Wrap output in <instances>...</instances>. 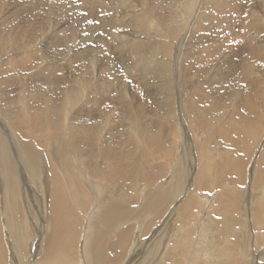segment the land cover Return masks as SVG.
<instances>
[{
    "label": "bare ground",
    "instance_id": "1",
    "mask_svg": "<svg viewBox=\"0 0 264 264\" xmlns=\"http://www.w3.org/2000/svg\"><path fill=\"white\" fill-rule=\"evenodd\" d=\"M14 1L18 2V0H14ZM53 1L55 0H51L50 2L53 3ZM57 1L61 3L58 6L60 10L58 11L56 9L57 11L54 10L51 13L54 14V12L56 11V13H58L59 15L63 11H65L67 14L70 11L69 15L74 16V20H72L73 19L72 17L71 20L73 23L75 22L74 24L75 27L69 29V24L67 25L66 22L63 23L64 24L66 23V26L68 27L67 30H71V33L76 32L79 26L82 25L87 28V30L86 28L85 30L89 34H93V33L96 34L95 33L96 29L92 30L91 27L97 26L98 27L97 31L103 32V35L100 37L104 38L105 37L104 35L106 34L110 35L111 38L110 45L113 47V51L111 50L112 49L111 47L110 50L111 52H113V54L118 55V57L122 58V54L125 51L137 50L140 48V56L141 59L143 60V64L140 67L139 72L143 80H147L150 75L156 73L163 77H166L168 81L169 80L171 81V84L182 85L185 88L190 86L188 89L192 91L194 90V92H196L195 85H198L199 83L202 82L200 81L201 79L199 80V78H201L202 76L212 81V83H209V88L211 92L212 90L215 93L218 92L217 89L215 88L218 87V85H216V82H218L220 79H216L213 83L214 72L217 69V65L214 66L212 65L211 55H209V58L211 56V59H208L209 65L203 63L205 65L204 66L205 73L202 69H200L201 71H203L204 75L203 73H201L199 77L198 76L199 73L196 74V72H194L195 76H198V78H196L198 80L194 79L193 76V79L189 77L190 81H188L187 77L191 74V72L193 73V71L195 70L190 71V74L186 73L185 70L184 71L182 70L183 74H181V66L183 63L182 59L189 58V54L192 53L194 49V45H196L195 43H203V41L206 42L208 41L207 43L210 45V47L212 46V35H211L212 33L210 34V37H208L207 34L204 36L203 35L204 30L202 28H204L207 33L208 32L207 30H210L211 23L213 22V20L216 19L218 20L220 18L221 23L223 22L220 25L224 26V24H226V27L224 26L225 27L224 29L226 31L224 30L223 31L224 34L226 35L225 39L227 43V49L229 51V54L225 56V58H228L227 62H229V65L227 66L228 69L227 72L229 74L230 71H232V66L233 68L236 67L238 69V66L241 65L239 76L242 78L245 77L249 78L251 81H254V84L257 83L256 91L260 93L259 96L262 98L263 101V104L259 105L249 96H244L243 100L245 102V106L249 112L264 111V36L263 39L260 40L257 39V35L261 31H264V0L261 1L257 0L256 3L251 4L250 7H246L247 5L244 6L248 8L246 13L247 17L248 16L251 17V18L248 17L251 21L248 25H246L247 26L246 27L247 29L245 28L246 30L243 28L244 26L240 23L241 19H238L237 16L238 13H236L237 15L235 14V7L238 5V3H240L239 2L240 0H221V1L220 0H176L177 1L176 5H178L177 7L176 6L174 7L173 4L171 5L172 2H175L174 0H154L156 4L157 2H161L159 4H162V6H164L165 4L166 5L169 4L168 5L169 13H172L170 16L168 15L169 19L167 16H166L167 18H165L163 15L162 16L164 18L161 16L160 17L161 19H158L159 15L158 14L156 15L153 12L154 7H151V5H153L154 3L152 0H82V1L80 0L81 2L78 0H74V1L57 0ZM10 2L11 0H0V10L2 11L6 10L7 12L10 11V13H8V15H4L6 17L3 18H7V16L9 17V15L10 16L17 14L20 15L21 13L20 6L22 5L18 4L16 6V11H15L14 10L15 7L13 8V5ZM73 2L75 4H73ZM159 9L162 10L163 8L161 7ZM240 9L241 7L239 8L238 11H241ZM6 11L2 13H5ZM164 11L162 13L161 11L158 13L163 14ZM154 14L156 16H154ZM243 15L245 16V14ZM248 18L247 20H249ZM65 19L69 20L70 18L65 17ZM165 19L168 21V23L166 22ZM2 20L3 19L1 17L0 27L5 22L7 23V21L4 20H3L4 23L1 22ZM39 22L41 21L39 20ZM72 22H70V25H72L71 24ZM232 24L235 25L232 27ZM238 24H241V26H239L241 27L240 31H242L240 36L238 35L239 33L238 27L234 29V27L236 25L238 26ZM34 26L36 27V25ZM53 26L55 27V25ZM59 26L63 28L62 25ZM228 27H231L233 29H228ZM6 28H9L8 25L6 26ZM58 28L57 27L52 28L51 31H56ZM182 29H185V32L182 33V37L186 35L185 33H188L187 35L188 37L187 38L184 37L182 43L184 46V52H182V56H180L181 54L179 53V48H182L183 46L181 47L177 46V43L176 45H174L172 43V40L170 41V39H175L176 41V38L178 39V37H181L178 36V34L179 32H181ZM200 29H202L203 31ZM47 30L49 31V29ZM199 31L200 32L202 31L203 34L196 36V33ZM18 34H21V31ZM42 34L43 35L47 34V31H44V33ZM69 34L70 33H68V35ZM77 34L78 33H76V35ZM142 34H144V39H141L139 37V35ZM38 35L39 34H37V36L34 35L35 36L34 38L36 40L38 39ZM133 36L137 39L138 43H134L132 40L129 39V37H133ZM166 36L170 37V39L166 40L165 38ZM238 36L244 38L243 41L244 45L242 44V42L239 43ZM28 37L30 36H27V38ZM46 37H47L46 39L38 40L37 42L34 39V42L32 44L31 41L25 43L22 41V38L19 39V37L15 38V36L10 35L5 38V41H0V48H2V54H5L3 52L6 51H3V49L8 51L10 50L13 51L14 48L16 50L17 46H19V53H23L24 56L26 57L34 55L32 57L39 59V61L42 63L43 60L41 59L42 57H45L44 54H46L44 52H48L49 49L51 50L54 48V46H51L52 44L51 40L52 39L56 40V38L53 35L48 36L47 34ZM83 37L82 39H84ZM68 38L66 37L65 39L61 38L60 40V42L62 41L61 44H63V41ZM76 38L78 39V36ZM0 40H2V38ZM196 40L199 41L195 42ZM87 41L88 43H90L89 39H87ZM87 41L85 40V43H87ZM103 41L105 42V39H103ZM35 42L36 44H34ZM69 42L70 39L68 43ZM80 42L79 44H81ZM233 42L234 45L238 44V47L236 49L232 47ZM28 43L34 45V47H31L32 50H30L31 48L29 50L28 48L26 49V44ZM83 44L84 43L82 42V45ZM105 44L107 45L108 42H105ZM189 44L190 46L189 48H187ZM213 45L215 47V44ZM63 46L65 47L64 44ZM89 46L90 45H88V47ZM210 47L204 45V47H202L203 50H199L197 52V58H198V53L202 54V51L204 52L208 51L210 54L214 53L215 51L216 52L218 51L214 49L215 51L212 50L211 52L213 46L211 48ZM84 48H85V44H84ZM62 49H60V47H55V50H58V52L59 50ZM233 49L238 52L234 54ZM17 53L18 50L17 52L12 53V56L14 57L15 55H17ZM74 53L69 56L75 55ZM82 54L81 55L84 56V53ZM239 55H241L239 60L242 63L240 62L238 63ZM87 56L84 58L85 60L83 59L85 66L84 71L89 75L87 77L88 81L92 82L94 81L95 76L99 73L97 70L98 69L96 63L97 60L95 57L96 55H93L91 57L89 56L88 58ZM26 57L19 55L18 58H22V60H25L23 62L27 63L29 62V60ZM233 57H235V59H233ZM9 58L10 57H8L7 60H9ZM76 59L78 60L79 58ZM104 59H106V57ZM49 60L50 62H54L52 61L50 56H49ZM70 60H74V58ZM234 61H237V63ZM79 62H81V60ZM55 63L56 62L51 63L50 65H52L53 67ZM108 63L109 61H107V65ZM107 65L104 68H107ZM112 66L115 67L114 65ZM15 67L16 65L14 66L13 70L15 69ZM49 69L50 67L48 65L43 68V70L46 71ZM53 71L54 70L52 69V72ZM55 71L58 72L57 70ZM63 71H65L64 68ZM96 71L98 72L97 74ZM112 71L114 70L112 69ZM112 71H109V73L110 72L112 73ZM177 71L178 73L176 74ZM2 72H5V70L4 68L1 67L0 74H2ZM60 72L62 73V70H60ZM26 73L29 74L28 72ZM75 73L73 74L77 75ZM74 75L70 77L69 80L67 81L65 80L66 82L63 80V83L65 82L64 83L65 88L61 89V92H64L61 96L62 106L63 105L65 107L70 106L74 102V98L78 96V91L76 90V86L81 79L77 78L78 75L77 77H74ZM112 75L114 76L113 73ZM184 75L187 77H185ZM20 76L23 78L22 75ZM233 78L231 80H233ZM4 79L6 83L5 86L3 87L7 88L9 87V85L12 86L13 84L12 82H14L17 78L16 76L15 77L11 76V77H6ZM96 80L99 81L97 78ZM40 81L38 80V82ZM113 81H112V85H113ZM168 81H165L156 86H152L149 97L141 96V98L137 100L131 99L129 97V93L127 89L128 86L123 87V84H120V87L123 88L119 93L118 101L121 104V109L124 114V120L121 126L118 127V129H116L115 131L112 128L110 130L109 128L105 130L107 120L104 119V122H102L101 120L95 127V132L97 137L93 140V142L90 141L85 145L79 143H72L69 141H61V142L51 141L48 137H44L42 139V143L36 142L35 138H32L30 140L24 139L23 141L21 140V137L18 138L16 136L17 134H15L16 133L15 130L12 129L14 127L12 128L10 127L12 125L7 123L9 125L7 126L11 128L8 129L7 126L3 124L4 123L2 119L3 115L2 113L0 114V203L2 210L1 218L5 228L4 238L3 240H1V243L5 251V264H40L41 262L44 261L45 258L43 251L44 233L48 228H50L51 222L53 221V216L52 213L50 214L51 210L49 209V207L53 209L54 205L56 204V198L52 189L45 187L44 185H42V183L48 180L49 162L55 161L54 160L56 158L55 155H57V162H59L64 169L68 168L70 171L76 172V176H73L76 177V185L73 188L74 199L79 203L80 206H82L83 210L89 209L93 211L90 220L84 223L83 229L81 224L80 226L77 225L76 217H72L71 215L66 216L67 237L77 236L78 240L76 241L71 239L65 240L64 251H61L57 254L58 264H123V263L124 264H264V187H260L258 189L254 187V190L252 189L253 183L258 176L259 168H264V145H263L264 114L253 116L250 119V125L248 127H244L242 130L239 131L240 136L238 138L241 140L240 144L244 146L245 148L244 150L250 149L252 147L251 143H255V145H253V150L249 156V159L254 152L261 158V161H254L253 159L252 163L250 162L251 165L250 167L248 166L247 168L248 180L245 179L246 182H244V178L242 177L243 182H240L241 184L238 182L239 184L236 187H234V190H231L232 189L231 185L229 186L231 182L227 183L224 181L221 185H218L215 188L211 187L214 186L215 183L219 182V179L221 178L218 175L221 174L222 176V172L225 171L229 166L231 167L232 170H230V172L228 171V174L231 176L232 173L236 172V177L238 179L240 178L238 176H242L239 170L240 167H245V166H243V164L240 163L241 160L240 157L234 158L230 154L229 150L227 151L225 149H218L216 151L214 150L199 151L197 152V156L198 154L200 156L198 159H195L194 155L192 156V154L189 152L190 150H193L192 144L194 143L195 138L198 137L201 138L199 134V130H196L195 127L197 125H200L202 119L200 121H197L194 116L192 120L191 115L194 113H200V116L203 118L204 117L203 113L205 114L211 113V110L209 109V107L206 108L203 107L198 110L197 105L199 103L197 102L198 104H196L197 100L193 96L192 97L195 100L192 98L193 99L192 101H186L180 98H175L171 84ZM207 81L202 82V84L204 85L208 83ZM230 81H228V85L226 86V89L223 91V94L218 95V97H216L217 100H220V102H222L221 106L219 107V110H221L222 107L225 109H229L230 107L228 108L227 105L236 102L239 98L240 92L244 91L245 88L247 87L245 83H243V85L242 84L239 85L238 83L237 86L236 85L234 86L230 83ZM38 82L37 85H39ZM15 83L17 84V86L16 85L15 86L18 88L20 87L22 90L26 88L25 87L26 85L20 82H15ZM0 84L2 85V82H0ZM1 85L0 87H2ZM22 85H24V87ZM206 85H204V88H207ZM94 86L95 85H93V88ZM201 86L202 85H200V87ZM45 87L49 88L48 86ZM117 87H118V83H117ZM22 90L20 91L22 92ZM57 90L58 88H56V91ZM95 90L96 88L94 89V91ZM3 92H2V96L4 95ZM24 93L21 95L26 96ZM6 96L8 97L9 94ZM7 97L4 98L7 99ZM7 102L5 101V104L4 102L0 103V105L2 104L7 105L6 104ZM12 102L15 105L18 104L19 107L21 105H24L23 102L21 103L19 99L16 100L14 98ZM176 105L178 107L177 110L179 115L178 116L176 114L177 116L176 118L178 119L174 117L175 114H172L174 112V108L176 107ZM25 107L26 106H24L23 108L20 107L21 109L16 108V110L13 109V111L12 108L11 110L8 109L10 113H8L7 111H3L4 107L2 111L1 109L0 111L7 112L8 115L14 113L18 118L20 117L21 120L27 122L29 121L30 118L28 115L29 113L28 112L26 113L24 111ZM237 107L238 105H236L234 108L232 107L233 108L232 110L235 109L234 114L231 117L232 121L230 120L226 124H224V126H222V130L225 132L224 135L227 136L228 138H230V136L232 135V131H236L238 127L237 124L238 122L236 123V121H234V120L238 121ZM5 108H6L5 110H7V107ZM148 108H150V110H147ZM94 111L97 112L96 110ZM87 112H90V110ZM144 113H147L146 119L144 118L145 115ZM174 113H176V111ZM171 115L176 119V121L178 120L177 124L168 122L169 120L167 119L170 118ZM244 115L246 116V114ZM220 117L221 114L220 115L215 114L214 117H210L209 123L216 122L217 120L220 119ZM5 119H7L8 122H10L11 120V118L8 119V117ZM162 120H165V122H161ZM51 123L55 126L59 125V130H64L65 122L62 119L60 120L58 118H52ZM73 125L77 127L78 130L83 132L92 128L93 120L89 121L83 119L81 122L74 120ZM185 125H187L189 129H191V125H192V130H194L193 131L194 139L191 140L192 144L188 141V139H185L186 147L184 142L181 150L180 142L182 140V135L183 136L185 135ZM101 130L107 131V133H104L102 140L98 143L97 138ZM258 134L259 136L257 137ZM166 136H169L168 138L169 140H167ZM55 139L56 140L58 139V134L55 135ZM164 142H166L165 147L162 146ZM157 143H159V145ZM189 143L191 147L189 146ZM203 145H205V143H198L195 147L200 148ZM257 145L259 146L257 147ZM135 148H141V150L136 152L134 151ZM145 148L147 152L144 151ZM174 151H176L177 153H174ZM240 151H242V149H238V153ZM153 157H156L158 159H163L162 160L163 162L158 160L159 164L160 162L165 164L167 170V171L163 170L165 168L163 167V165H162L163 169L159 170L161 179L163 178L162 176L166 177L164 185H160L158 183L159 201L160 202L167 201L168 200L167 196H169L170 202L168 205H166L163 208L162 213L158 215L157 213H155L153 218L151 217V222L148 223L147 225H143V230L145 231V233L142 234L141 236H145V235L147 236L148 233L149 236L146 238L147 239L146 241L142 240L141 239L142 237L140 236V241L138 242V246L133 247L132 254H133V258L135 259V262L131 263V260L125 257V254L122 250H120L119 254H114L112 257H110L108 255V252L112 250L111 246L108 244V242L101 241L102 237L100 235L103 230L99 228V225L95 227L96 221L98 222L102 221L103 224L104 223L107 224L108 226L112 227L114 230L118 226V223L125 224L128 221V219H126V217H128L126 216L128 214L127 201H133L134 197H138L141 200L142 193L144 192L145 186L147 185L146 183L145 185H143L142 188V185L140 183V178H138L139 177L138 170L140 169V167H142L143 162H146L148 161V159L150 158L152 159ZM189 157H190V163H188ZM97 158H99V160H96ZM156 158H154L153 160H155ZM249 159L246 160L245 162L246 164L247 163L249 164L248 161ZM141 160H143V162H141ZM86 161H94L96 163L88 165ZM139 162H141L140 167H139L140 164ZM129 163L135 167L134 175L128 178L124 177L122 181L113 177L114 169H124L125 164H129ZM196 163L198 165H196ZM146 164L148 163H145L144 165ZM167 165H168V169H167ZM245 171H246V167H245ZM187 176H190V179L188 180V185L184 188L182 185H180L177 182L180 181L183 177L184 179L187 178ZM155 177L156 174L154 176V179ZM233 181H235V179ZM248 181L250 182V186H251L250 198H248L250 204H248V207H245L242 203V208H241L240 201L238 200V198L236 199L235 195H237V193L239 192L238 196H240L242 192L246 191V189H242V186H244V188H247ZM234 183L237 182L235 181ZM245 183L246 185H244ZM261 183H264V178ZM178 185H180V191H179L180 195L179 193H177ZM208 186L211 187L210 190ZM183 188L185 192L184 197L181 195V190ZM213 188L218 192L217 193L214 192L212 190ZM126 190L128 191V193L125 196ZM237 190L238 192L234 194V192ZM208 191L210 192L213 191V192L211 194H208ZM16 193H18L19 198L22 199L21 201L24 207L21 208L23 210V214L20 208H16L17 202L16 201L15 203L13 202L12 195ZM157 200L158 199H149L147 203L143 205V210L145 211L155 210V203L159 202ZM262 201H263L262 206L256 205V202H262ZM166 210L168 211L166 212ZM198 210H201L198 213V218L196 217L194 219L192 217V214ZM17 211L22 215L24 219V224H21L17 215ZM132 211L133 209H131L129 213L130 218L134 217V215H132ZM219 211L222 212L223 215L225 216L226 214H229V217H227L228 219L225 220L224 218V220L223 219L216 220L213 216H217L216 218H218L219 217L218 215H220ZM240 211L242 215V223L246 224L250 222V224H253V221H255L257 223L256 230L255 228L251 229L248 233L246 227H241L239 229L240 231H238L236 225L238 224L239 221ZM243 211H245V214ZM161 219H163L162 222ZM191 221H192L191 230H188L185 226L181 225L184 222L191 223ZM154 222L156 223L154 224ZM139 224L140 221H135L132 227L127 229V233L129 236H132L135 232H137ZM161 225L164 228L162 234L159 236L158 240L154 241L153 238L155 234L161 231V227H160ZM43 228H45L44 231ZM51 235H53V233ZM150 239L153 240L152 241L153 245H150L148 243ZM25 240L28 241L27 246H25L26 244L24 245ZM116 259H118V261H116ZM46 264H53V261H49Z\"/></svg>",
    "mask_w": 264,
    "mask_h": 264
},
{
    "label": "rangeland",
    "instance_id": "2",
    "mask_svg": "<svg viewBox=\"0 0 264 264\" xmlns=\"http://www.w3.org/2000/svg\"><path fill=\"white\" fill-rule=\"evenodd\" d=\"M33 1H35V2H33ZM47 1L50 2L51 0H32V1L31 0H28V2H27V0H18V2L17 1H14V0H11L10 3L13 5V8L15 7L14 8L15 11H16V6L18 4L19 5L21 4L24 8L22 6H20L21 7L20 8V11H21L20 15L19 14H17V15H11V16L9 15V17L7 16V18H3V17H6L4 15H8V13H10V11L7 12L6 10H3V11L0 10V19L2 17V19L4 21H7V23L6 22L4 23L3 20L1 21V22L4 23L3 24L4 26L2 25L0 27V29L1 28L3 29V30L1 29V31H3V32L0 31L1 32L0 33V39L2 38V40H0V41H5V38L8 37V36H10V35L11 36H15V38L16 37H19V39L22 38V41L25 42V43H27L28 41H31L32 44H33L34 39H35L34 37L37 36V34H39V35H38V39L37 40L35 39L36 42L38 40L46 39L47 38L46 37L47 34H48V36L53 35L56 38V40H53V39L51 40L52 41L51 42L52 43L51 46H54V48L51 49V50L49 49L50 51L48 50V52H44V53H46V54H44L45 57H42V59L40 58L41 60H43L42 63L39 61V59H36V58L32 57L34 55H31L29 57H26V56H24L23 53H19V46H17V49L16 50H15V48H14L13 51L10 50L11 53H10V51L3 49V51H6L7 52V53L6 52H3L5 54H2V48H0V56H2V57H0V64L2 66L1 65L0 66L2 68H4V70H5V72H2V74H0V80H3V81H0V82H2V85L1 84L0 85L2 87L5 86V83L6 82H5V79L4 78H6V77H11V76L12 77H15L16 76V78H17L14 82H12L13 83L12 86L9 85V87H7V88L6 87H3L4 89L2 87H0V91H1L0 92V103H3L4 102V104H5V101L6 102L8 101L6 103L8 106L2 104V105H0V109L2 111V109L4 107V110L3 111H7L8 113H10L9 110H11V108H12V111H13V109H15V110H16V108L21 109L24 106H26L24 108V111L26 113L27 112L29 113L28 115H29V118H30L29 121L26 122L24 120H21L20 117L18 118L14 113H11V115L10 114L8 115L7 112H1L0 111V114L2 113V115L4 116V117L2 116V119H3V122H4V123L3 122L2 123L5 126L8 125L7 123H9L10 125H12L10 127L11 128L14 127L12 129L15 130V132H16L15 134H17L16 136L18 138L21 137V140H23V141H24V139L30 140L32 138H35L36 142L42 143V139L44 137H48L51 141H57V142L69 141V142H72V143H79V144H84L85 145V144H87L90 141L93 142V140L97 137L96 132H95V127H96V125L101 120H102V122H104V119L107 120V123H106V126H105V130L108 129V128L110 130L112 128L115 131L116 129H118V127L121 126V124H122V122L124 120V114H123V111L121 109V104L118 101V96H119V93H120V91H121V89L123 87L128 86L127 89H128L129 97L131 99L137 100V99H140L141 96L142 97H149L150 90H151L152 86L159 85V84H161V83H163L165 81H168V79L166 77H163V76L155 73V74L150 75L147 80H143L141 78V75H140V72H139V69H140V67L143 64V60L141 59V56H140V48L137 49V50L125 51L122 54V58L118 57V55L113 54V52H111V50L113 51V47L110 45L111 44L110 35L106 34V35H104L105 36L104 38L100 37V36L103 35V32L102 31H97V29H98L97 26H92L91 27L92 30H95L96 29V31H95L96 34H94V33L93 34H89L88 32H86L87 28L84 27V26H82V25L79 26V28L81 30L78 28V25H77V28H78L77 31L78 32L76 31V32L71 33V30H67L68 27L66 26V23H67V25L69 24V29L74 28L75 27L74 26L75 22L74 23L72 22V20H74V16L73 15H69L70 14V11L68 12V14L65 11H63V12L60 11L63 14L60 13L61 16H60V14L58 15V13H56V11L57 10L58 11L60 10V8H58V6L61 3H59L57 0L53 1V3L52 2L48 3ZM72 1H74V0H72ZM78 1H80V0H78ZM152 1L154 3H153V5H151V7H154L153 12L156 15L157 14L159 15L158 16L159 17L158 19H161L160 17L162 15L165 18L168 17V19H169V16L172 14V13H169V8H168V5L169 4H167V5L165 4L166 6L164 5L165 6L164 7V6H162V4H159L161 2H157V4H156V2L154 0H152ZM174 1L175 2H172L171 5L173 4L174 7L175 6L177 7L178 6V5H176L177 4V1L176 0H174ZM256 1L257 0H240L239 1L240 3H238V5L235 7V14L238 13V15L237 14L236 15L238 16V19H241V22L240 23L244 26L243 27L244 29L247 27L246 25H248L250 23V21H251L249 19L251 17H249V16H248L249 18L247 17V14L246 13H247L248 8H246V7H250L251 4H255ZM23 2H25V3H23ZM165 3H166V1H165ZM73 4H75V3L73 2ZM156 5H158L160 7H158ZM30 6H31V8H30ZM244 6H246V7H244ZM161 7L163 8L162 10L159 9ZM240 7H241V9H240L241 11H238ZM242 7H243V9L244 8L245 9L243 10ZM155 8H156V10H155ZM164 9H165V11H164ZM30 10H32V11H30ZM54 10H56L54 12V14L51 13ZM1 11L2 12L6 11V12L5 13H2ZM160 11H161V13L164 11V13H166V14H164V13L163 14L158 13ZM43 12H45V13H43ZM99 14H101V13H99ZM155 14H154V16H156ZM243 14H245V16ZM20 16H22V17H20ZM39 16H40V18L41 17L42 18L40 19ZM65 17H69L70 18L69 20H70V22H72L71 23L72 25H70L69 20L68 19H65ZM71 17L73 18L72 20H71ZM13 18H14V20H13ZM247 18L249 20H247ZM39 20L41 22H39ZM216 20H213V22L211 23L210 30H207L208 31L207 33H206L205 29L202 28L204 30V34L202 32L203 30L200 29L202 31L201 32L200 31L197 32L196 33V36H199V35H202V34L205 36L207 34L208 37H210V34L212 33L211 35H212V46L213 47L211 46L212 47L211 52L214 49L215 50H218V51L216 52L214 50L215 52L214 53H211V54L208 51L207 52L206 51L205 52L202 51V54H199L198 53V58H197V52L199 50H203L202 47H204V45H207L209 47H210V45L207 43L208 41L207 42L206 41H203V43H195L196 45H194V49L192 51L193 54L190 53L189 54V58H187V59L183 58L182 59V62L183 63H182V66H181V74H183L182 73V70L183 71L185 70V72L186 73H189V74H190V71L195 70V71H193V73L191 72L192 75L190 74L188 77L185 76V75L184 76L188 78V81H190V78L193 79V76H194V79L198 78V76L201 73H203V71H204V66L205 65L203 63H206V65H209L208 59H211V56H212V59H211L212 65L213 66L214 65H217V69L215 68L216 70L214 72L213 83H214V81L216 79H220L218 81L220 83L216 82V85H218V87L215 88V89H217L218 92L215 93L213 90L211 92V90L209 88V83H212V81H210V79L208 80L206 77H203V76L201 78H199V80L201 79L200 81H202V82L208 80L207 81L208 83H206L207 85L204 84V85H206L207 88H204V85L201 82L198 85H195V91L196 92H194V90L192 91V90L188 89L190 86H188L187 88H185L182 85L171 84V81L170 80L168 82H170V84H171L172 91H173V93L175 95V98H180V99L186 100V101H192L195 98L197 100L196 101V104H198V103L200 104V105L199 104L197 105L198 110L201 109V108H203V107L204 108L209 107V109L211 110V113H207V114L203 113L204 114V117L203 118L200 116V113H194V114L191 115L192 120H193V117L194 116H195V118H196L197 121H200L202 119V122L200 123V125H197L195 127L196 130H199V134H200L201 138H199V137L198 138H195L194 143L192 144L191 143V140L194 139V135H193V131L194 130H192V125H191V129H189V127H187V125H185V135L184 136L182 135V140L180 142L181 150H182V145L184 144V142H185V147H186V140L185 139H188V141L193 145V147H192L193 150H190L189 152L192 154V156L194 155L195 159H198L200 157L199 154L197 156V152H199V151H206V150L207 151H210V150L211 151L212 150L216 151L218 149H225L227 151L229 150L230 154L234 158L235 157L236 158L240 157L241 158L240 163L243 164V166L246 167V171H245V167H240V169H239L240 172H241V174H242V176H238V177H240L238 179L236 177V172L232 173V175L230 176L228 174V171L230 172V170H232V169L229 166L225 171L222 172V176L224 175L223 177H225V178H223L221 176V174H219L218 176H220L221 179H219V182L217 181L218 183H215L214 186H211V187H214L215 188L218 185H221L223 183V181L224 182H227V183L228 182H231L229 184V186L231 185L232 186V189L231 190H234V187H236L240 182H243V180H242L243 178H244V182H246L245 179L248 180V178H247V168H248V166L250 167L253 159H254V161H261L260 156H258L255 152H254L255 154L253 153V155H251V157L249 159V156H250V154H251V152L253 150V145H255V143H251V146L252 147L250 149L244 150L245 148H244V146L242 144H240L241 143L240 142L241 140L238 137L240 136L239 131L242 130L244 127H248L250 125V119L253 116H256V115H260V114L263 115L264 114V111H261V112H249L248 109L245 106V102L243 100V97L244 96H249L252 100H254L259 105H262L263 104V101H262V98L259 96L260 93H258L256 91L257 90L256 89L257 83L254 84V81H251L249 78H246V77L245 78H242V77L239 76L240 75V69H241L240 66L241 65L238 66V69L236 67L233 68V66H232V71H230V73L228 74V72H227V70H228L227 69V66L229 65V62H227L228 58H225V56L229 54V51L227 49V43H226V39H225L226 35L224 34V31H226L224 29L226 27V24H224V26H225L224 27L223 25H220V24L223 23V22L221 23V21H220L221 19L220 18L217 21ZM63 22H66V23L64 24ZM166 22L168 23L167 20H166ZM96 23H98V22H96ZM58 24L59 25H62L63 28H61ZM241 24H238V26L236 25L234 27V29H236V27H238V31H239L238 35L239 36L242 33V31H240L241 30V27H239V26H241ZM7 25H8L9 28H6ZM34 25H36V27ZM53 25H55V27ZM234 25L235 24H232V27ZM56 27L57 28L59 27V28L56 31H51L52 28H56ZM32 28H33V30H32ZM46 28L49 29V31ZM85 28H86V30H85ZM11 29H12V31H11ZM40 29H42V30H40ZM220 29H221L222 32L220 31ZM228 29H233V28L228 27ZM25 30H26V33H25ZM15 31H16V33H15ZM20 31H21V34H18ZM44 31H47V34H44L45 37L42 34V33H44ZM119 31H120V29H119ZM9 32H11V33H9ZM40 32H42V33H40ZM101 32H102V34H101ZM183 32H185V29H182L181 32H179L178 36H181V37L176 36V37H178V39L176 38V41H175V39H170V37H167L168 35L165 38H166V40H169V39H170V41L172 40V43L174 45H176V43H177V46H180L181 47V46H183L182 43H183L184 37L185 38L188 37L187 36L188 33H185L186 35L184 37H182V33ZM228 32H229V30H228ZM32 33H33V35H32ZM68 33H70L72 35H70V34L68 35ZM76 33H78V34L76 35ZM80 33L81 34L83 33V34L81 35ZM84 33H86V34H84ZM98 33H100V34H98ZM220 33L222 34V36H221ZM93 35H95V36H93ZM27 36H30L31 38L30 37L27 38ZM77 36H78V39L76 38ZM239 36H238L239 43L242 42V44H243L244 43L243 42L244 41V38L239 37ZM263 36H264V31H261L257 35V39H259V40L260 39H263ZM60 37L61 38H64V39H65V37L68 38V39H66V40L63 41V44L65 45V47L63 46V44H61L62 41L60 42V40H61ZM82 37L84 39H82ZM94 37H96L97 40ZM139 37L141 39H144V34L139 35ZM85 38L89 39V42L90 43H88L87 39H85ZM69 39H70V42H72V43H70V42L68 43ZM103 39H105V42H108L107 45L105 44V42L103 41ZM129 39L132 40L134 43H138L137 39L134 36L133 37H129ZM202 39H204V38H202ZM85 40L87 41L88 44L85 43ZM198 41L196 40L195 42H198ZM36 42L34 44H36ZM76 42H77V44L79 46L76 44ZM79 42L81 44H79ZM82 42L85 44V48H84V44L82 45ZM178 43H179V45H178ZM32 44L31 43L26 44V49L28 48V50H29L31 47H34V45H32ZM103 44H105V45H103ZM213 44H215V47H214ZM88 45H90V46L88 47ZM2 46H4V45H2ZM61 46L63 47V49H62ZM103 46H105V47H103ZM189 46H190V44L188 45L187 48H189ZM55 47H60V49H62V50H59V52H58V50H55ZM232 47L234 49H236L238 47V44L237 45H234V42H233L232 43ZM234 49H233V53L235 54L238 51H236ZM17 50H18V53H19V54L17 53L18 56L15 55L13 57L12 56V53L17 52ZM30 50H32V48ZM73 50H75V51H73ZM88 50H90V51H88ZM100 51H102V52H100ZM54 52H55V54H54ZM74 52H76V53H74ZM182 52H184V46L182 48H179V53L181 54L180 56H182ZM57 53H59L60 55L57 54ZM73 53L75 55L69 56V55H72ZM82 53H84V56H82L83 55ZM91 53H93V54H91ZM47 54L51 57L52 61L56 62L55 65H56V68L57 69L55 68V65H53V67H52V65H50L51 63H54V62H50L49 56ZM76 54H77V56H76ZM243 54H244V52H243ZM19 55L20 56H23V57H26L29 60V62H27V63L26 62H23L25 60H22V58H18ZM87 55H89L90 57L93 56V55H96L95 57H96V60H97L96 63H97V67H98L97 70L101 74H99L96 71V74L97 73L98 74L94 78V81L95 82L94 81L89 82L88 81V78H87L89 75L84 71L85 70V66H84V60L85 59L84 58ZM209 55H211L210 58H209ZM89 56H87V58ZM206 56H208V57H206ZM240 56L241 55L238 56V63L240 62V60H239ZM8 57H10L9 60H7ZM55 57H56V59H55ZM105 57H106V59H104ZM64 58H65V60H64ZM68 58H70V59L74 58V60H70ZM76 58H79L78 60L79 61L81 60V62H79ZM233 59H235V57H233ZM56 60H58V61H56ZM36 61H37V64H36ZM75 61H77V62H75ZM107 61H109L108 65H107ZM65 62L68 63V64H66ZM226 62H227V64H226ZM234 62L237 63V61H234ZM240 63H242V62H240ZM14 64L16 65V67L13 70V68L15 66ZM43 64L44 65L47 64L50 67V69L47 70V71L46 70H43V68L47 66V65L44 66ZM77 64H79V65H77ZM65 65H66V67H65ZM106 65H107V68H104V67H106ZM112 65H114L115 67H113ZM38 67H40V68H38ZM51 67L54 70L53 72H55V73L52 72ZM72 67H74V68H72ZM63 68H64L65 71H63ZM37 69H39V70H37ZM112 69L114 71H112ZM200 69H202L203 71H201ZM208 69H210V68H208ZM35 70H36V72H35ZM55 70H57L58 72H56ZM60 70H62V73L60 72ZM109 71H112V73L114 74V76L112 75L111 72L109 73ZM26 72H28L29 74H27ZM75 72H78V73H75ZM194 72H196V74L199 73L198 76H195V73ZM73 73L77 74L78 77H77V75H74ZM177 73H178V71L176 72V74ZM204 73H205V71H204ZM204 73H203V75H204ZM18 74L22 75L23 78L20 75H18ZM73 75H74V77H77V78L81 79L80 82L76 86V90L78 91V96L74 98V102L70 106L65 107L64 105L63 106L61 105V98H62L61 96L64 93V92H61V89L65 88L64 83L67 80H69V78L72 77ZM79 75H80V77H79ZM208 75H209V73H208ZM115 76L117 77L118 80L116 79ZM48 77H50V78H48ZM96 78L99 81H97ZM232 78H233V80H231ZM235 79H237V80H235ZM38 80L39 81L41 80L40 81L41 83L38 82ZM63 80L64 81L66 80V81L63 83ZM111 80L112 81L114 80L113 81V85H112V81ZM116 80H117V82H116ZM196 80H198V79H196ZM228 81H230V83L232 85H234V86L235 85L237 86L238 83H239V85L240 84L243 85V83H245L247 87L245 88L244 91H241L240 92L239 98H238V100L236 102H233L232 104L227 105L228 108L230 107L229 109H225V108L222 107V109L219 110V107L221 106V103L222 102H220V100H217L216 97H218V95H222L223 94V91L226 89V86L228 85ZM15 82H20V83L26 85L25 87L27 89L25 88L24 90H22L20 87L19 88L16 87L17 84ZM28 82H30V83H28ZM37 82H38L39 85H37ZM51 83H53L54 85L51 84ZM117 83H118V87H117ZM35 84L37 85V87H36ZM120 84H123V87H120ZM24 85H22V86L24 87ZM33 85H35V86H33ZM93 85H95L94 88H93ZM200 85H202V86L200 87ZM45 86H48L49 88H47ZM109 87H111V88H109ZM41 88L42 89L45 88V89H43V91H42ZM56 88H58L57 91H56ZM95 88H96V90L94 91ZM28 89H29V91H28ZM50 89H51V91H50ZM20 90H22L23 93L26 92L24 94L27 97L24 96V95L22 96L21 94H23V93ZM66 90H67V88H66ZM66 90H64V91H66ZM45 91H47V92H45ZM2 92H3L4 95H5V93H6V95L9 94V96L8 97L6 95L5 96L4 95L2 96ZM11 92H12V95H11ZM4 97H7V99L4 98ZM42 97H44V98H42ZM1 98H2V100H1ZM14 98L16 100L19 99L21 101V103L23 102L24 105H21L20 106L21 108L18 106V104L15 105L12 102V100ZM42 99H43V101H42ZM3 100H5V101H3ZM43 102H44V104H43ZM236 105H238V107H237V110H238V121L237 120H234V121H236V123L238 122L237 123L238 124V127H237L236 131H232V135L230 136V138H228L227 136L224 135L225 132L222 130V126H224V124H226L228 121L231 120V117L234 114V110H235V109L234 110H232V109ZM44 106H47V107H44ZM5 107H7V110H5L6 109ZM177 109H178V107L176 105V107L174 108V112L176 111V113H174V112L172 113V114H175L174 115L175 118L177 117L176 114L178 115V110ZM89 110H90V112H87ZM94 110H96L97 112H95ZM147 110H150V108H148ZM72 112H74V113H72ZM214 112H216V113H214ZM222 112H223V114H222ZM243 113L246 114V116ZM144 114H145L144 115V118L146 119L147 118V113H144ZM215 114H218V115L221 114L220 119L217 120L214 123H209L210 117H214ZM88 115L89 116L92 115V116H90L91 118ZM7 117H8V119L11 118L10 122H8V120L5 119ZM172 117L173 116L171 115V117L167 119V120H169L168 122H172V123H176L177 124L178 120L176 121V119H178V118L175 119L173 117L175 119L174 120ZM52 118H58L60 120L62 119L65 122L64 130H59V125H57V126L53 125L51 123V119ZM83 119H86V120H89V121H92L93 120V126L89 130H86V131L81 132L73 124H74V120L75 121H78V122H81ZM5 121H6V124H5ZM161 122H165V120H162ZM8 126H7V128L8 129H11ZM104 133H107V131H102L101 130V132L98 134V138H97L98 143L102 140ZM56 134H58V139L57 140L55 139V135ZM258 136H259V134L257 135V137ZM166 137H167V140H169L168 139L169 136H166ZM257 137H256V139H257ZM165 143L166 142H164V144L162 145L163 147L166 146ZM190 143H189V146H190ZM198 143H205V145H203L200 148H197L195 146ZM146 144H148V143H146ZM157 144L159 145V143H157ZM263 145H264V143H263ZM258 146L259 145H257V147ZM146 148L144 149L145 152H147L146 151ZM214 148H216V149H214ZM238 149H242V151L239 152L240 154L238 153ZM140 150H141V148H135L134 149V151H136V152H138ZM183 151H184V149H183ZM174 153H177V152L174 151ZM236 153H237V155H236ZM201 154H202V152H201ZM254 156H255V158H254ZM55 157L56 158L54 159L55 160L54 162L53 161H50L49 162V175H48V180L46 182L42 183V185H44L45 187H48V188L52 189V191L54 192L55 198H56V204L54 205L53 209L49 207V209L51 210L50 214L52 213V216H53V221L51 222L50 228H48L45 231V233H44L43 251H44L45 258H44V261L41 262L40 264H46L49 261H53V264H58L57 254L59 252H61V251H64V242H65V240H67V239H71V240H74V241L78 240V237L77 236L67 237V232H66L67 231L66 230V216L67 215H71L72 217H76V219H77V225L80 226V224H81L82 229H83L84 223L86 221L90 220L91 214L93 212V211H91L89 209H84L83 210L82 206H80L79 203L74 199L73 188L76 185V177H73V176H76V172L75 171H70L68 168H65L64 169L61 166V164L59 162H57V155H55ZM154 158H156V157H153L152 159L150 158L146 162H143V160H141V162H143L142 167H140L141 166V162H139L140 163L139 164L140 169L138 170V174H139V177L138 178H140V183L142 185V188H143V185H145L146 183H147V185L145 186L144 192L142 193V199L141 200L138 197H134L133 201H127L128 214L126 216H128V217H126V219H128V221L125 224H119L118 223V226L116 227L115 230L112 227L108 226L107 224H105V223L103 224L102 221H99V222L96 221L95 227L97 225H99V228L103 230L102 233H101V235H100L102 237V240L101 241L102 242H108V244L111 246V249L112 250H110L108 252V255L110 257H112L114 254H119L120 253V250H122L124 252V254H125V257L126 258H129L131 260V263L132 262H135V259L133 258V254H132V249H133V247L138 246V242L140 241V236L145 233V231L143 230V225H147L148 223H150L151 222V217L153 218V216L155 215V213H157V215L160 214V213H162L163 208L166 205H168L169 202H170L169 201V199H170L169 196H167V199H168L167 201H164V202H160L159 201V196H158V194H159L158 183L160 185H164L165 179H166V177H164V176H162L163 178L161 179L159 170L160 169H163V167H165L163 170H166V165L163 164V163H161V162H163L162 161L163 159L156 158L155 160H157V161H155V160H153ZM247 159H249L248 160L249 161V164L248 163L247 164L245 163ZM96 160H99V158H97ZM152 160H153V162H152ZM158 160L161 161L160 164H159V161ZM86 163L88 165H90V164H95L96 162H94V161H86ZM145 163H148V164L144 165ZM188 163H190V157L188 159ZM162 165H163V167H162ZM196 165H198V164L196 163ZM167 169H168V165H167ZM134 174H135V167L132 164H130V163L129 164H125V168L124 169H114V171H113V177L116 178V179H119L121 181H122V179L124 177H127L128 178V177H131ZM155 174H156V177L154 179ZM225 175H227V176H225ZM138 178H136V179H138ZM263 178H264V168H259V170H258V176H257V178L254 181L253 186H252V189L253 190H254V187L257 188V189L260 188V187H264V183H261L263 181ZM189 179H190V176H187V178H185V179L183 177L177 183H179L180 185H182L185 188L188 185V180ZM234 179H235V181L237 183H234L235 182V181H233ZM180 185H178L177 193H179V191H180ZM244 185H246V183ZM211 187L208 186L209 190H210ZM250 187H251L250 186V182L248 181L247 188H244V186H242V189H246V191L245 192H242L240 194V196H238V193H239L238 190L234 192V194H236L238 192L237 195H235V197H236V199L238 198V200L240 201L241 208H242V203H243V205L245 207H248V204H250V202L248 201V198H250V193H251L250 192ZM184 188L181 190V195L183 197L185 196ZM214 188L212 190L217 193L218 191H216ZM213 191H211V192L208 191V194H211ZM127 193H128V191L126 190L125 191V196H126ZM154 194H155V196H154ZM14 195H12V198H13V202L14 203H15V201L17 202L16 208H20L22 210L21 207H24L23 204H22V201H21L22 199L19 198V194L18 193L14 194ZM179 195H180V193H179ZM15 197H16V200H15ZM242 198H243V200H242ZM149 199H158L157 201H159V202H156L155 203V210L145 211V210H143V205L145 203H147V201ZM262 203H263V201L262 202H256V205L257 206H262ZM46 208H47V206H46ZM131 209H133V211H132V215H134L133 218L132 217L131 218L129 217V213H130V210ZM167 211L168 210H166V212ZM199 211H201V210L195 211L192 214V217L194 219L196 217L198 218ZM1 212H2V210H1V203H0V264H5V251H4L3 245L1 243V240H3V238H4L5 228H4V225L2 223ZM21 212L23 214V210ZM166 212H164V213H166ZM243 212L245 214V211H243ZM219 214L220 215H218V216L220 218L219 217L216 218L217 216H213V217L216 220L217 219H219V220L220 219H223L224 220V218L226 220V219H228L227 217H229V214H226V216H225L220 211H219ZM17 215H18V218H19L21 224H24V219H23L22 215L20 213H18V211H17ZM163 219H161V222L163 221ZM135 221H140V224L138 226V230L132 236H129L128 233H127V229H129L130 227H132V225L134 224ZM155 223L156 222H154V224ZM162 225L160 226L161 227V231H159V232H157L155 234V236L153 238L154 241L158 240L159 239V236L162 234V231L164 229L162 227ZM181 225L185 226L188 230H191L192 221H191V223L184 222ZM241 227H246V230H248L247 232L249 233V231L251 229H254L255 228V230H256L257 223L255 221H253V224H250V222H248L246 224H243L242 223V215H241V211H240L239 221H238V224L236 225V228H238V231H240L239 229ZM44 230H45V228H43V231ZM52 233H53V235H51ZM241 234H242V231H241ZM148 236H149V233L147 234V236L146 235L145 236H141L142 237L141 239L146 241L147 240L146 238ZM153 240L150 239L148 243L150 245H153V243H152ZM27 242L28 241L25 240V242H24V245L26 244L25 246H27ZM116 261H118V259H116Z\"/></svg>",
    "mask_w": 264,
    "mask_h": 264
}]
</instances>
